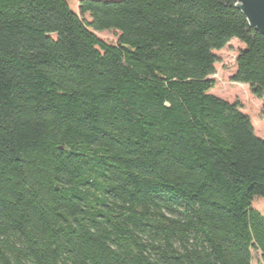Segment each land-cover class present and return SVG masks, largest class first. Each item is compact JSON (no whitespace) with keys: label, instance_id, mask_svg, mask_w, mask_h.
<instances>
[{"label":"trees","instance_id":"obj_1","mask_svg":"<svg viewBox=\"0 0 264 264\" xmlns=\"http://www.w3.org/2000/svg\"><path fill=\"white\" fill-rule=\"evenodd\" d=\"M237 0H0V264H264V96ZM112 31L114 41L97 32Z\"/></svg>","mask_w":264,"mask_h":264},{"label":"rangeland","instance_id":"obj_2","mask_svg":"<svg viewBox=\"0 0 264 264\" xmlns=\"http://www.w3.org/2000/svg\"><path fill=\"white\" fill-rule=\"evenodd\" d=\"M67 1L71 9L78 13L80 0ZM97 34L109 41L116 39V35L112 31H102ZM244 47V44L238 39H232L226 47L216 51L219 57L216 74L213 76L216 85L211 91L228 101H239L242 105L241 109L250 116L256 135L264 139V96L257 98L252 94L248 85L231 80V75L236 69V57ZM254 205L264 214V199H256Z\"/></svg>","mask_w":264,"mask_h":264},{"label":"water","instance_id":"obj_3","mask_svg":"<svg viewBox=\"0 0 264 264\" xmlns=\"http://www.w3.org/2000/svg\"><path fill=\"white\" fill-rule=\"evenodd\" d=\"M251 27L264 34V0H237Z\"/></svg>","mask_w":264,"mask_h":264}]
</instances>
